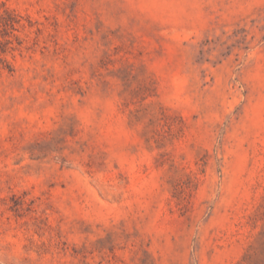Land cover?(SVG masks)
Here are the masks:
<instances>
[{
    "label": "rangeland",
    "instance_id": "374dc122",
    "mask_svg": "<svg viewBox=\"0 0 264 264\" xmlns=\"http://www.w3.org/2000/svg\"><path fill=\"white\" fill-rule=\"evenodd\" d=\"M0 264H264V0H0Z\"/></svg>",
    "mask_w": 264,
    "mask_h": 264
}]
</instances>
